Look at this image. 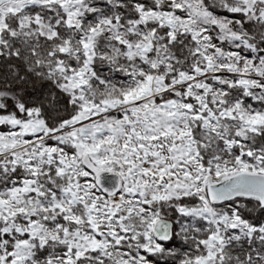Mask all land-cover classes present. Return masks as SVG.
<instances>
[{
    "label": "snow or ice",
    "instance_id": "obj_1",
    "mask_svg": "<svg viewBox=\"0 0 264 264\" xmlns=\"http://www.w3.org/2000/svg\"><path fill=\"white\" fill-rule=\"evenodd\" d=\"M0 264H264V0H0Z\"/></svg>",
    "mask_w": 264,
    "mask_h": 264
}]
</instances>
